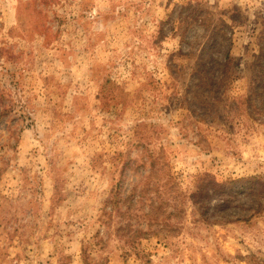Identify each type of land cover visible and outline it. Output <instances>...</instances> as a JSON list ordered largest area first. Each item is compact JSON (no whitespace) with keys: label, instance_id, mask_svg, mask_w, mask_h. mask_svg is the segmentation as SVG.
Returning a JSON list of instances; mask_svg holds the SVG:
<instances>
[{"label":"rangeland","instance_id":"374dc122","mask_svg":"<svg viewBox=\"0 0 264 264\" xmlns=\"http://www.w3.org/2000/svg\"><path fill=\"white\" fill-rule=\"evenodd\" d=\"M222 30L224 102L193 115ZM261 54L264 0H0V264H264V199L193 200L264 179Z\"/></svg>","mask_w":264,"mask_h":264},{"label":"trees","instance_id":"16d2710c","mask_svg":"<svg viewBox=\"0 0 264 264\" xmlns=\"http://www.w3.org/2000/svg\"><path fill=\"white\" fill-rule=\"evenodd\" d=\"M220 22L222 23V28L231 33V26H229L224 20H220ZM215 35L216 41L214 39L211 43H206L202 49L198 65L200 69L197 70L193 80V83L196 81V78L198 80L195 84V93L191 92V86L187 90V95L198 102L197 107H191L188 109L189 112L194 115V113L199 110L202 117L204 115L209 116L208 114H215V103L224 102L227 82L229 79L228 61L230 53L229 51L222 53V45L220 44L228 41L229 45H231V39L225 35L223 30L216 32ZM214 41L216 42L215 44H213ZM214 52L218 55L222 54L224 59L223 63L212 60V54ZM205 56H207V58ZM220 69L223 70L220 71ZM254 69L257 70V73L253 80L252 92L255 98L259 99L260 105L255 107L256 111H246L250 118H254L255 114L261 116L262 113L260 112L264 110V54H261L257 58ZM252 96L253 95L239 98L238 106L242 107L246 104L248 108H251L254 99ZM234 107L235 105H225V109L227 108L228 111L227 119H230L233 112L239 111L235 110ZM237 116H241V114L234 115V118ZM241 194L250 197V200H254L257 197L264 199V179L260 177L241 178L221 184L213 179V177L205 176L201 180L197 192L193 194V200L199 205V207L203 208L202 215L205 217V221H209L212 216L209 215L210 210H213L215 213L227 212V209L231 207L233 202L236 201ZM213 200L219 202L214 208L210 206ZM258 206V211L264 208L260 203H258Z\"/></svg>","mask_w":264,"mask_h":264}]
</instances>
